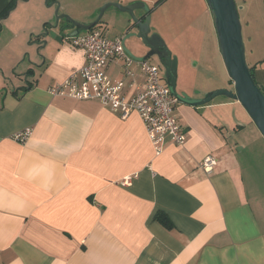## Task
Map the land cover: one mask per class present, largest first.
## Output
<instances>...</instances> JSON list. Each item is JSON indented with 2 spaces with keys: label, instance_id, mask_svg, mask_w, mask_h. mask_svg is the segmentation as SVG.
<instances>
[{
  "label": "crops",
  "instance_id": "0c3cea01",
  "mask_svg": "<svg viewBox=\"0 0 264 264\" xmlns=\"http://www.w3.org/2000/svg\"><path fill=\"white\" fill-rule=\"evenodd\" d=\"M10 1L0 0V12ZM83 1L18 0L1 21L8 39L0 47L6 80L0 88V264H264V198L247 180L245 150L237 149L243 129L223 111L237 100L180 102L176 114L187 141L167 143L157 154L136 111L124 118L99 99L51 91L86 64L83 48L69 39L48 36L37 53L35 41L44 38L34 33L54 19L57 2L60 13L89 23L106 2L134 0H94L91 8ZM109 10L100 27L110 37L125 34L109 30L115 17ZM74 29L69 24L65 31ZM126 44L144 54V47ZM178 58L181 91L203 97L189 90L194 78ZM259 59L252 66L264 88ZM107 72L122 80L123 60L112 61ZM125 85V96H132L128 79ZM26 128L32 133L20 142L16 134ZM209 154L218 159L211 172L201 166ZM158 211L170 217L172 229L155 219Z\"/></svg>",
  "mask_w": 264,
  "mask_h": 264
},
{
  "label": "rangeland",
  "instance_id": "374dc122",
  "mask_svg": "<svg viewBox=\"0 0 264 264\" xmlns=\"http://www.w3.org/2000/svg\"><path fill=\"white\" fill-rule=\"evenodd\" d=\"M235 1L237 6H242L239 14L243 24L247 61L252 66L255 60L264 57V0ZM93 2L94 0H84L83 4L91 8ZM138 11L143 10L135 12ZM112 12L115 13V17L110 19L109 30L114 28L116 32L128 31L132 34L128 44L136 50L134 44L140 42V39L135 35L138 32L137 28H131L132 25L129 24V14L119 11L114 6L110 7L108 13ZM98 14L99 11L96 12L94 19ZM150 15L153 32H157L164 38L173 53L180 57L184 70L189 74L186 75L194 78L190 80L192 81L189 87L191 93L202 91L205 94L218 88H234L219 50L213 16L207 0H163L150 11ZM51 21L55 23V19ZM7 39L6 31L0 34V47L3 48ZM28 45L33 47L31 42H28ZM150 60L160 66L163 75L164 69L160 61L156 57H151ZM7 74L15 77L11 73ZM4 76L0 72V88L2 84H5ZM177 89L178 92H182L180 86ZM225 97V95H218L214 102L227 99ZM223 111L230 113L228 115L233 117L231 119L235 125L239 126H237L239 130L243 129L242 133H239L242 142L237 149L245 150L247 180L252 186L258 187V191L264 198V138L240 102L223 107Z\"/></svg>",
  "mask_w": 264,
  "mask_h": 264
},
{
  "label": "built area",
  "instance_id": "2783aa9c",
  "mask_svg": "<svg viewBox=\"0 0 264 264\" xmlns=\"http://www.w3.org/2000/svg\"><path fill=\"white\" fill-rule=\"evenodd\" d=\"M107 28L94 27L68 38L74 47L83 48L86 64L73 71L64 81L52 88V92L76 99H99L103 105L113 111L121 112L122 117L136 111L143 119L148 135L157 154L162 152L167 143L184 145L187 134L176 114L179 99L172 93L164 80L160 66L148 60H136L125 50L124 34L110 37ZM123 60L124 77L113 81L107 69L115 60ZM137 66L144 76L139 82L134 69ZM128 79V86L134 94L126 97L123 89ZM31 128L16 134V139L25 142L31 135ZM218 159L207 155L201 166L211 172ZM128 178L125 179V183Z\"/></svg>",
  "mask_w": 264,
  "mask_h": 264
},
{
  "label": "water",
  "instance_id": "95a60500",
  "mask_svg": "<svg viewBox=\"0 0 264 264\" xmlns=\"http://www.w3.org/2000/svg\"><path fill=\"white\" fill-rule=\"evenodd\" d=\"M45 1L48 5V0ZM207 3L213 16L219 50L228 75L234 84L233 89H214L205 93L201 98H196L186 91L178 92L179 58L173 54L160 34L152 32L150 6L143 0H134L127 4L119 1H108L102 5L98 16L89 23L80 22L68 13H60L61 5L60 2H57L54 12L55 23L49 20L44 23L39 33H34L37 38H44L35 41L39 45L37 53H39L40 47L47 43L46 37L63 40L78 35L82 31H88L101 22L108 7L114 6L119 11L128 13L132 22L131 28L136 27L138 30L135 35L140 39V42L138 41L134 47H144L145 49L142 56L134 53L126 44L127 39L132 35L127 31L123 38L126 52L136 60H148L156 56L164 69V80L181 103L200 106L209 103L218 95L235 99L245 108L264 138V91L255 80L252 68L247 61L243 24L239 14V9L242 6H237L235 0H207ZM51 5H53L52 2L48 6ZM136 10H143L147 15L142 18L136 14ZM62 20H66L75 29L67 33L65 30L69 24H62ZM25 56L30 55L26 53Z\"/></svg>",
  "mask_w": 264,
  "mask_h": 264
},
{
  "label": "trees",
  "instance_id": "16d2710c",
  "mask_svg": "<svg viewBox=\"0 0 264 264\" xmlns=\"http://www.w3.org/2000/svg\"><path fill=\"white\" fill-rule=\"evenodd\" d=\"M18 0H11L8 5L0 12V31L2 30V19L5 18L6 16H8V14L10 13V11L16 7ZM161 2H163V0H155L152 4H150V10L154 9L157 5H159ZM143 17V16H142ZM102 22V21H101ZM101 22H99V24L95 27H100L101 26ZM252 68V73L253 76L255 78L254 75V70H255V66H251ZM256 80V79H255ZM258 83V82H257ZM258 85L261 87V89L264 91V88L258 83ZM155 219L157 221H159L164 227H166L167 229H172L174 227V224L172 222V220L170 219V217L164 213L163 211H158L155 215Z\"/></svg>",
  "mask_w": 264,
  "mask_h": 264
},
{
  "label": "flooded vegetation",
  "instance_id": "af4514ba",
  "mask_svg": "<svg viewBox=\"0 0 264 264\" xmlns=\"http://www.w3.org/2000/svg\"><path fill=\"white\" fill-rule=\"evenodd\" d=\"M147 14H146V12L144 11V14L142 15L143 17L142 18H144L145 16H146ZM152 32H153V29H152ZM174 54V53H173ZM156 57V56H155ZM157 58V57H156ZM158 59V58H157ZM159 60V59H158Z\"/></svg>",
  "mask_w": 264,
  "mask_h": 264
}]
</instances>
